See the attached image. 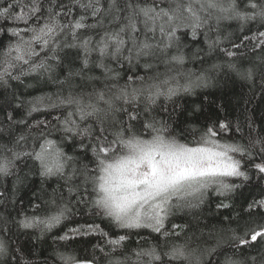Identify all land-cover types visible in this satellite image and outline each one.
<instances>
[{"label":"trees","instance_id":"16d2710c","mask_svg":"<svg viewBox=\"0 0 264 264\" xmlns=\"http://www.w3.org/2000/svg\"><path fill=\"white\" fill-rule=\"evenodd\" d=\"M154 137L234 173L128 226L101 174ZM0 264H264V0H0Z\"/></svg>","mask_w":264,"mask_h":264},{"label":"rangeland","instance_id":"374dc122","mask_svg":"<svg viewBox=\"0 0 264 264\" xmlns=\"http://www.w3.org/2000/svg\"><path fill=\"white\" fill-rule=\"evenodd\" d=\"M128 150L104 167L99 191L119 221L132 227H158L172 198L199 195L203 175L235 169L230 148L220 144L188 146L154 137L135 140Z\"/></svg>","mask_w":264,"mask_h":264}]
</instances>
